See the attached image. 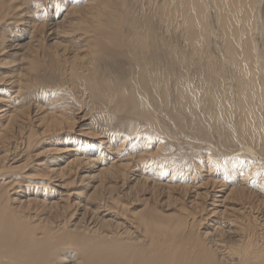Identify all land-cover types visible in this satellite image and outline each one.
Masks as SVG:
<instances>
[{"label": "bare ground", "instance_id": "bare-ground-1", "mask_svg": "<svg viewBox=\"0 0 264 264\" xmlns=\"http://www.w3.org/2000/svg\"><path fill=\"white\" fill-rule=\"evenodd\" d=\"M151 1L119 0L122 11L118 19H103L99 12L100 19L70 24L67 30H60L59 25L52 23L46 25L48 28L43 32L44 29L30 22L28 32L35 34L34 39L41 31L57 50L44 60L41 59L46 55L43 50L29 48V54L23 53L18 58L14 57L17 52L14 48L16 52L7 57L10 61L5 64L9 67L6 73L0 74L1 143L8 144L14 139L18 145L22 137L24 148L31 149L36 133L29 130L26 137L20 133L22 118L17 105L35 102L32 96L34 87H39V91L41 87L53 91L64 87L73 97H89L96 111L108 107H114V111L126 110L133 119H125L123 126L134 134L135 144L147 146L150 141L159 142L163 138L170 142L172 133L186 131L188 134L183 140L188 141L189 146H195L190 150L199 149L197 146L202 143L207 147V153L212 152L217 159L223 183L264 171V114L260 112L264 95L258 77L260 62L256 55L252 59L249 53L241 61L234 50V46L251 43L250 37L261 24L256 17L264 0H160L161 3L148 16L143 2L150 7ZM161 26L187 37L189 49H176L174 44L166 41L158 32L163 28ZM214 30L222 36L228 58L224 64L203 58V52L195 50L199 43L207 41L204 35ZM194 57H199L198 64L204 71L190 77L187 76L188 62L195 64ZM4 61L0 59V65ZM112 63L119 66L121 80L123 78L125 84L133 88L131 95L126 96L125 90L110 91L106 76L109 68L115 67ZM173 65L179 68L178 77L172 74L174 71L170 72ZM98 66L103 70L101 78ZM223 67L226 71L228 67L233 68L235 75L222 74ZM34 107L40 113L39 119L46 121V128L61 124V118L55 113L44 111L39 104ZM96 116L104 115L100 112ZM73 120L67 126L69 130L74 126ZM106 128L108 131L95 125L94 128L88 127V136L94 142V146L83 143L86 147L83 149L86 157L83 158L88 164L91 153L96 152L102 159L103 149L112 152L106 154L110 157L118 154L113 145L123 146L125 137L112 133L115 128L110 123ZM45 129L43 127L41 133H46ZM16 145L11 149L13 156L9 151L0 157V264H234V257L236 264H264V231L259 233L255 229L257 225L256 228L264 226V218L257 224L258 218L255 217L258 212L264 217V201L257 199L255 191L233 186L226 191L225 198L240 203L255 223L254 228H247L238 236L240 238L234 246H229L216 224L210 225L211 220L201 222L192 218L185 221L179 216L181 212L178 215L164 214L160 209L148 206L146 200H140L137 197L140 193L134 190L147 191L143 188L147 186L146 179L133 180L134 183L123 189L125 199L135 197L131 203L134 207L127 202L133 209H124L120 197L114 196L113 187L106 185L107 177L114 169L122 168V164L111 163L108 168L101 164L97 171L95 169L97 173L92 177L98 178L97 193L99 191L95 205L88 206L86 200L98 199L97 194H87L75 188L46 190L44 185L42 188L29 186L37 190L36 198L31 199L26 196V188L19 191L15 187L16 181L3 178L1 173L4 164L9 162L16 166L6 172L19 174L27 168L19 164L21 160H15L23 152L18 150L21 144ZM60 150L53 152L55 156H49V161L55 163L47 166L45 176L48 183L59 179L61 184L57 187L64 189L67 185L65 170L71 165L79 169L83 162L71 159L64 167H55L62 155ZM116 157L112 156L113 159ZM251 163L256 165H253L255 168ZM155 186L153 183L147 187L155 191ZM172 186L167 185V188ZM209 193L194 196H201L213 206L209 208L208 204L203 210H207L205 218H214L221 213L218 205L215 206L219 196L216 191ZM62 200L65 206L61 205ZM157 201L154 199L152 204ZM111 214L113 220H106L105 217Z\"/></svg>", "mask_w": 264, "mask_h": 264}, {"label": "rangeland", "instance_id": "rangeland-1", "mask_svg": "<svg viewBox=\"0 0 264 264\" xmlns=\"http://www.w3.org/2000/svg\"><path fill=\"white\" fill-rule=\"evenodd\" d=\"M145 2H143V7L145 8L148 16H151L152 9H154V7H157L158 4L161 3L160 0H152L151 6L149 7L148 5L146 6ZM121 11L122 10L119 7V0H0V59L5 60L0 65V74L6 73L9 65L5 63H8L10 61V59L7 57L12 56L13 52L17 51L14 55V57L16 58L17 56L20 57L23 53L29 54L27 52H29L30 49H40L41 52L43 50L46 53L45 56H41V59L44 60L48 58L49 55L53 54L55 50H57L55 49L53 42L49 41V38L46 35H43L41 31L36 33L34 39L33 36L35 34H31L28 32V30H30L28 29L30 28V22L33 23L35 27L44 29L43 32H45L48 28V24L52 23L56 24V26L59 25L60 27H58L60 28V30H67L68 25L70 24H84L87 23V21L90 19H100L99 12L102 13L101 17L103 19L108 18L116 20L119 18ZM256 20L263 25H258L260 27H258V29L253 32V36L250 37L251 43L248 42V44H242L237 47L234 46V50L238 52V58L241 61L247 58L248 53L252 57V59H255L254 55L257 56V61L259 60L260 62V67H258V77H260L261 84L263 85L264 95V6L262 4ZM209 21H211V18H209ZM161 28V31L158 30L159 34L163 36L166 41L174 44L176 49H189L188 45L190 42L182 33L173 31L170 28H168V30L166 28V31L164 26H161ZM260 28L262 29L260 30ZM22 30L24 33L22 32ZM40 35L42 36V38H44L40 39ZM204 37L207 39V41L199 43L195 47V50H200L201 52H203V54L201 55L203 56V58H209L211 60L217 61L219 64H224V61L226 59L228 60V58L226 51L224 50L223 40H221V33L218 30H214V32L212 33H206ZM37 38H39L40 40ZM37 40L39 41L37 42ZM62 44H65V42ZM14 48L16 49V51ZM198 58L199 57L193 58L195 64H192L191 61L188 62L190 68L189 72H187V76L196 77L198 73H202V71H204V68H202L200 64H198ZM108 62H112V60H109ZM112 65L113 67H115L113 69L109 68L110 71L107 72L106 76L107 79H109L108 85H110V91L125 90L126 96L131 95L133 92V88L129 87V84H125L126 81H124L123 78L121 80L119 74L120 70L118 71L117 69L119 66L115 65V63H112ZM98 67L97 70H99L98 72L100 73L101 78L103 70L101 66ZM125 68L127 67L125 66ZM223 70L226 71L225 68ZM225 71H222V74L226 75V73L228 72L231 75H235L236 73V71L234 72L233 68L231 67H228V70L226 72ZM170 72H173L172 74H174L175 77H178L180 74L179 68L176 65L170 67ZM38 88L34 87L33 89L35 91L32 90L33 101H35L34 103L28 102V105H17L22 118L20 121V125L22 128L20 133L25 137L28 134L29 130L36 133V137L34 136L35 138L33 137L32 139L31 146H33V149L31 148L32 150H26L24 148L23 142L20 140L22 139V137L19 139L20 141L18 140V145L15 144L17 141H14V139H11V142L8 141V144H10L11 146H9L7 143V145L5 143L2 144L0 141V157H3L5 156V154L10 153L11 149L14 148L15 145L16 147H18L21 144L18 147V150L23 151L21 152L22 155H20L21 157L19 156V158H16L15 160L16 162H19L21 160L19 164L22 163L27 167L25 171H21L19 172V174L18 172H6L11 171L10 168L16 166V164H11V162H9V164H4L1 173H3V178L5 177L6 179L16 181L15 187L19 191L26 188L27 190H25V193L29 198L35 199L37 191L36 189L32 190L31 188H29V186H40V188H42V186L44 185V188L46 190H50L51 188L53 190L59 191H63L69 188V190H72L75 188L80 192L85 191L84 193L87 194H97L98 199L92 200L90 198L86 200L87 203H89L88 206L95 205L99 200V191L97 193L98 178L93 179L92 176L96 175L97 168H99V165L101 164L105 168L110 167L111 163L122 164L124 165L122 168H119L117 170L114 169V172L111 175L112 177H107L106 185L110 188L113 187V194L114 196L116 194V196L120 197V203L123 206L125 205L124 209H133V205L131 203L134 201L135 197H126V200L124 196L125 190L123 189L126 187V185H131L132 183H134L132 182L133 180L135 181L137 179H146L145 183L147 186H150L153 183L154 185H156L155 191L150 190V187L148 188L147 186L143 187L147 191H139L140 188H138V191L134 190V192H138V194L140 193V196L137 195V197H140V200H146L148 206H153L152 208L156 209L158 208L164 214L178 215V213L181 212L179 216L186 219L185 221L191 220L192 218H194L196 221L200 220L201 222L211 220L209 222L211 223L210 225L216 224V228H218L217 230H220L224 233V238L229 246H234L235 241L240 238L238 236L245 233L244 231L247 230V228H254L255 223H252L253 219L251 218V216L249 217V215H246L244 209L242 208V205L235 200L225 198L227 194L226 191L229 188H232V186L238 187L240 189L244 188L245 190H250L251 192L255 191L254 193L257 199L263 202L264 171H255V173H253L251 177L248 176L247 178H236L235 181L232 180L234 181L232 183H223L221 182V174L217 169V159L215 160L212 152L207 153V147H204L205 145H203L202 143L197 146L199 149L193 150L194 152L190 150L191 147L195 149V146H189V142L183 140V137L187 136L188 134L186 131L184 133L181 132V135L172 133V140L170 142L168 138H163L159 142L152 140L148 143L147 146L141 143L135 144L137 140L134 139V134L131 133V131L127 130L125 125L123 126V122L125 119H133V116L128 114L126 110L123 109L120 111H114V107H108V109L106 110L97 109L96 111V109L93 108V101L89 97L79 98L78 95V98L73 97L64 87L57 88L56 91H53V89L49 87H41L40 91L37 90ZM37 104L42 105L44 111H49L50 113L52 112L59 116L61 118L59 120V123L61 124L56 127L54 126L46 128V121L42 122L39 119L40 113L35 111L36 107H34V105ZM100 112H103L104 116H96V114ZM260 112L264 114V105H262V107L260 108ZM111 116H113L112 119L110 118ZM71 119H74V126L72 130H69L67 126H69ZM108 123H110L115 128L114 131L112 128V133H116L123 138L125 137L123 146L120 147L118 144H112L114 147V151L118 154H112L110 155V157L109 155L108 157H106V154H110L112 152L107 153L106 150L103 149L102 159L100 157L101 160L99 159V155H97L96 152L95 154L91 153V162L90 164H88L89 162H85L83 158L86 157L83 151V149L85 150L86 147L83 146V143H88L94 146V142L89 138L87 130H89L90 128H94L95 125L98 126L102 131H108V129L106 128ZM43 127L44 129L46 128V133H41L44 131ZM50 129L52 130L49 131ZM59 130L61 131L59 132ZM109 132H111V130H109ZM142 135L143 134H140V136ZM10 136L12 135L10 134ZM33 142L37 143L34 144ZM159 143L161 144L160 147ZM58 149H62L59 151V153L62 151V155L59 158L58 162L56 161L57 165L55 167H64L65 163H67V161H71V159L77 161H80L79 159H81V161L83 162L80 165L79 169L78 167L71 165L70 168L65 170V176H63L65 177L64 181L67 185L64 186V189L60 186L57 187V184H61L60 182H58L60 181L59 179L58 181L48 183L46 181L48 180V178L45 176L47 166L55 163L52 162L51 159L49 161V156L54 155L55 151ZM12 152L10 154H12L13 156ZM112 156L118 157L113 159ZM253 165L256 166L255 164L251 163L252 167H254ZM23 175L25 176L24 179L22 178ZM44 176L45 178H43ZM241 180H243V183ZM148 182L151 184H149ZM167 185L173 186L171 188H167ZM59 187L61 189H59ZM259 188L261 192L257 191L259 190ZM215 191L217 196H219H216L217 199L215 206L218 205V207H216L221 211V213H218L217 216H214V218H209L208 216L207 218H205L207 210L205 211L203 209H205L208 204L209 208H213V206H210V203H207L204 198H201V196L196 197L194 195L197 193L201 195L204 192L212 193ZM193 198H195L194 201H192ZM154 199L156 201L158 200L155 205L152 204ZM127 202H130L132 206H129L130 204H128ZM167 202L168 204L170 202L169 207L167 206L168 204H166ZM191 202L194 204H192ZM220 202L221 204H219ZM62 203L65 206L64 200L61 201V205ZM143 208H138V210H142ZM113 217V214H111L105 217V219L112 221ZM255 217L258 218L256 219L257 224L264 218L262 216V213L260 214L259 212L255 213ZM257 226H255V229H257L256 231H258L259 233L264 231V226L256 228ZM236 262L237 260L234 257L233 263L236 264Z\"/></svg>", "mask_w": 264, "mask_h": 264}]
</instances>
